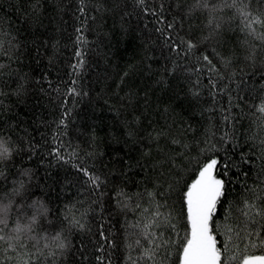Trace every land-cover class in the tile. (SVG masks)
I'll return each instance as SVG.
<instances>
[{"label": "snow or ice", "instance_id": "1", "mask_svg": "<svg viewBox=\"0 0 264 264\" xmlns=\"http://www.w3.org/2000/svg\"><path fill=\"white\" fill-rule=\"evenodd\" d=\"M62 4L0 14V264H264V0H76L66 65Z\"/></svg>", "mask_w": 264, "mask_h": 264}, {"label": "trees", "instance_id": "2", "mask_svg": "<svg viewBox=\"0 0 264 264\" xmlns=\"http://www.w3.org/2000/svg\"><path fill=\"white\" fill-rule=\"evenodd\" d=\"M17 0H0V14H3L4 11L9 12L11 14V8L10 5L12 3H16ZM27 0H24V3H26ZM51 3V0H50ZM75 4L76 0H63V12H52V9L49 8L48 12L50 15L54 17V21L52 24L48 25V31L46 33L47 39L51 41H59V47H60V57L61 60L66 65L69 61V57L72 55V43L70 42L73 37V29L75 26H77V19L73 16V11L75 10ZM108 23L111 24V19L108 20ZM23 31V30H22ZM36 35H40L41 32H44V29H36L34 30ZM239 38V37H238ZM102 42V41H101ZM136 42L132 37H129L127 41H122L121 45L119 46V49H116V46L114 45V49L117 50L119 61H113L115 64V67H108L106 66L102 60H99L97 58V61H93L91 57L89 58V65L87 66L86 71H84L81 74V78L83 82L87 83L90 78H94L96 73L103 71L109 72L110 75H114L115 73L120 72L123 67L130 62V55L131 50L135 48ZM91 47L95 49V44H92ZM128 49V51H122L123 49ZM87 56V54H86ZM72 59H75L74 56H72ZM129 80H136L137 83L141 85V87H145L148 85V81L146 79H137L135 74L129 77ZM233 95H235V91H233ZM157 98V93L153 92L151 96V103L154 107V102ZM82 107L87 110L90 116H92L93 119L100 122L101 124L107 123L111 121L112 119V113H110L107 109V107H104L103 109H93L91 107L87 100L81 102ZM224 104L226 106L227 104V96L224 95ZM235 110V109H234ZM94 113V115H93ZM76 115L83 116V112L80 109H76ZM53 113L50 109L44 110L42 113H37V116H42L45 120L49 119L50 116H52ZM79 123L74 122L73 125L69 129V137H72L74 134V128L75 125ZM33 127H37V125H33ZM39 139V137H37ZM171 147V146H170ZM253 175H255V170H253ZM232 187L238 188V184H233ZM131 219V218H130ZM115 223V220H114ZM118 228H123V224H118ZM123 252V249H121ZM259 250L256 251L258 254ZM119 255V254H118ZM128 255L132 256L133 260L137 259V256L135 254V251L128 253ZM119 259L123 261V255H119Z\"/></svg>", "mask_w": 264, "mask_h": 264}]
</instances>
